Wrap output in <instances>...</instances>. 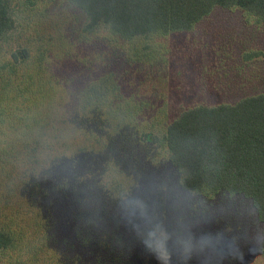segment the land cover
Wrapping results in <instances>:
<instances>
[{"label": "rangeland", "instance_id": "374dc122", "mask_svg": "<svg viewBox=\"0 0 264 264\" xmlns=\"http://www.w3.org/2000/svg\"><path fill=\"white\" fill-rule=\"evenodd\" d=\"M10 9L0 59L26 48L30 61L0 77V139L42 153H0V230L13 237L0 264H168L145 241L171 264L209 245L264 264L254 201L185 189L164 139L185 108L264 94V20L217 6L191 29L125 39L85 28L69 0Z\"/></svg>", "mask_w": 264, "mask_h": 264}, {"label": "trees", "instance_id": "16d2710c", "mask_svg": "<svg viewBox=\"0 0 264 264\" xmlns=\"http://www.w3.org/2000/svg\"><path fill=\"white\" fill-rule=\"evenodd\" d=\"M69 1L88 16L85 28L106 25L125 39L191 29L217 6L239 7L264 20V0ZM10 7L11 0H0V40L14 26ZM10 55L0 59V77L8 84L18 67L30 61L26 48ZM2 97L0 93V101ZM6 108L0 106V115ZM145 135L154 138L151 133ZM164 139L185 189L205 195L245 194L264 221V94L245 96L235 103L185 108L168 124ZM38 148L37 140L0 139V153H42ZM12 242L11 233L0 230V248Z\"/></svg>", "mask_w": 264, "mask_h": 264}, {"label": "crops", "instance_id": "0c3cea01", "mask_svg": "<svg viewBox=\"0 0 264 264\" xmlns=\"http://www.w3.org/2000/svg\"><path fill=\"white\" fill-rule=\"evenodd\" d=\"M195 212V211H193ZM237 249H232L230 253V257H223L219 255H224V249L218 246H193V257L188 259L185 262H192L193 264H223V261L228 263L239 264L240 262H244L246 260V253L245 251H235ZM205 257V258H204ZM201 263H200V262ZM179 263V262H178ZM177 263V264H178ZM225 264V263H224Z\"/></svg>", "mask_w": 264, "mask_h": 264}, {"label": "clouds", "instance_id": "9594fccd", "mask_svg": "<svg viewBox=\"0 0 264 264\" xmlns=\"http://www.w3.org/2000/svg\"><path fill=\"white\" fill-rule=\"evenodd\" d=\"M146 245L150 248V250L153 251L154 255L156 256L158 261L164 260L165 257L167 258L168 264H171L172 256L169 251H167L166 248H164L162 245L157 244L156 246H153L149 242L145 241Z\"/></svg>", "mask_w": 264, "mask_h": 264}]
</instances>
